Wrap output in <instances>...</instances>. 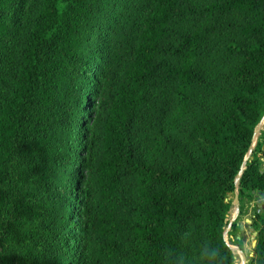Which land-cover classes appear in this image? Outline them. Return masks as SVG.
Returning a JSON list of instances; mask_svg holds the SVG:
<instances>
[{
  "label": "trees",
  "instance_id": "trees-1",
  "mask_svg": "<svg viewBox=\"0 0 264 264\" xmlns=\"http://www.w3.org/2000/svg\"><path fill=\"white\" fill-rule=\"evenodd\" d=\"M87 1L0 0V186L8 191L7 212L0 219V241L10 235L20 198L14 165L26 161L31 146L46 142L58 127L56 131L62 133L64 127L69 135L60 138L58 134L57 138L66 151L65 158H59L61 165L63 159H70L68 170L62 169L63 185L75 180L77 172V204L89 210L87 216L79 217L75 232L83 237L89 225L99 238L93 253L83 256L80 264H114L111 254L119 245L114 238L113 195L125 173L133 174L136 183L128 226L132 264H157L164 253L172 256L179 246L178 237L190 225L202 240L201 264H234L222 236L228 223L227 193L234 189L237 174L239 199L264 191V169L253 159L243 161L264 112V0H230L250 19L237 32L253 39L244 44L227 43L228 51L239 55L238 60L226 69L222 83L205 84L223 101L219 115L203 113L183 147L166 146L171 162L162 168L146 158L134 157L130 125L156 69L175 82L169 120L182 116L186 88L197 80L190 64L197 54L200 32L195 28L178 36L174 47L163 48L160 41L169 35L166 25L174 16H209L222 4L211 1L193 10H180V0H148L127 61L105 94L81 86L87 43L82 29L92 8ZM21 3L25 10L17 34L20 45L11 56L5 45L10 33L6 18ZM159 52L177 56L178 63L169 67L154 62ZM66 77L69 85L64 83ZM101 111L98 158L91 171L96 142L86 126ZM65 120L68 124L61 125ZM75 137L81 139L79 145L72 143ZM153 143L165 146L158 134ZM253 150L264 159V129ZM76 154L80 163L73 159ZM89 175L95 195L87 186ZM1 198L0 194V203ZM68 218L61 214L59 226L66 227ZM258 222L249 264H264V218ZM161 230L167 231L163 234Z\"/></svg>",
  "mask_w": 264,
  "mask_h": 264
},
{
  "label": "rangeland",
  "instance_id": "rangeland-1",
  "mask_svg": "<svg viewBox=\"0 0 264 264\" xmlns=\"http://www.w3.org/2000/svg\"><path fill=\"white\" fill-rule=\"evenodd\" d=\"M147 1H87L92 8L82 29V35L87 43L84 52L86 73L82 75L81 80V86H84L86 91L97 89L107 93L127 61L128 51L134 43L139 20ZM211 1L222 5L209 16L186 13L174 16L166 25L169 35L160 41L163 48L174 47L177 45L178 36L195 28L200 32L197 54L190 64V69L197 80L186 88L187 103L182 116L177 120H169L174 102L175 82L163 77L160 69H156L145 90V100L137 107L135 118L130 125V143L134 157L146 158L152 161L154 167L162 168L170 164L171 154L166 146L183 147L186 138L190 137L194 123L203 113L219 115L223 101L207 90L205 84L222 83L226 69L238 60L239 55L228 51V42L244 44L253 39L248 34L237 32V29L250 19L230 0H180L179 8L193 10ZM24 10L25 5L21 3L6 18L10 33L5 45L11 56L15 55V50L20 45L17 34ZM153 60L172 67L178 63L179 58L159 52ZM64 83H70L67 77ZM102 115L101 111L86 126L96 142L95 157L89 164L91 171L98 158V136ZM66 124L67 120L61 122L63 126ZM57 129L53 130L46 142L31 146L26 161L21 165H14L12 169L14 176L18 174L15 180L21 199L16 201L17 212L9 237L0 241V264H80L83 256L93 253L99 241L92 226L88 225L86 235L83 237L77 236L75 232L79 227V217L87 216L89 210L77 204L80 200V187L75 184L77 172L74 175L75 180L71 179L69 185H63L66 179L62 169L68 170L70 159L68 157L63 159L64 165H61L59 158H65L66 151L60 146L57 138L58 134L60 138L67 137L68 131L64 127L62 133L56 131ZM263 129L264 112L253 130L251 144L243 157V161L251 159L258 161L261 169H264V159L253 148ZM155 134L162 138L165 146L153 143ZM81 142L78 137L72 141L75 145ZM73 159L76 163L81 162L79 154ZM237 181L238 175L233 180L234 189L227 193L228 223L222 231V236L233 254L234 264H249L253 259L254 226H258L259 218H264V191L254 194L250 199H239ZM91 182L92 175H89L87 181L89 188ZM135 184V176L125 173L114 189L113 200L116 207L112 218L116 225L114 238L119 245L118 250L111 254L114 264H132L128 255L130 249L128 226ZM90 190L95 195L94 190L92 188ZM0 194L2 219L7 212V189L0 186ZM88 206L90 209L93 207L92 199ZM63 213L69 217L64 228L59 226V217ZM50 221H53V225ZM232 224L234 228H231ZM161 231L165 234L167 230ZM178 239L179 246L176 252L170 257L164 253L161 262L157 264H201L203 246L199 232L190 225Z\"/></svg>",
  "mask_w": 264,
  "mask_h": 264
},
{
  "label": "water",
  "instance_id": "water-1",
  "mask_svg": "<svg viewBox=\"0 0 264 264\" xmlns=\"http://www.w3.org/2000/svg\"><path fill=\"white\" fill-rule=\"evenodd\" d=\"M238 176H239V174H237ZM254 243H255V240H254V242H253V245H252V247L254 246Z\"/></svg>",
  "mask_w": 264,
  "mask_h": 264
}]
</instances>
